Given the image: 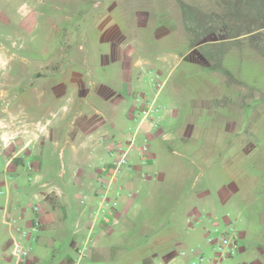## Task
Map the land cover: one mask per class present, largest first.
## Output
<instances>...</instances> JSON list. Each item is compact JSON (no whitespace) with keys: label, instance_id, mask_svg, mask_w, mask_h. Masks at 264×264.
I'll return each mask as SVG.
<instances>
[{"label":"rangeland","instance_id":"1","mask_svg":"<svg viewBox=\"0 0 264 264\" xmlns=\"http://www.w3.org/2000/svg\"><path fill=\"white\" fill-rule=\"evenodd\" d=\"M261 23L264 0H0V131L3 123L16 132L22 120H43L53 107L66 109L50 92L68 90L64 81L86 75L87 66L93 69V78L98 74L113 83L119 65L113 46H141L134 59L148 88H139L137 97L155 99L157 119L164 117L146 136L155 166L151 170L158 177L131 186L132 204L123 210L116 231L107 234L121 243L115 244L106 264H145L152 254L167 257L181 246L179 238L196 237L187 217L203 200L219 216L228 212L255 223L264 218V186L250 179L248 204L236 198L223 203L220 183L238 174L239 166L230 171L214 161L209 178L200 161L202 153L210 158L227 156L228 144L240 134L225 120L228 115L221 114L229 100L234 102L239 83L253 91L256 102L264 99L260 67L250 61L245 66V40H224L232 33H251ZM247 53L255 57V51ZM164 59L174 63L170 72L169 67H160ZM83 89L75 85L71 90ZM43 91L45 96L38 94ZM136 126V120L130 121L125 132H134ZM244 129L248 162L243 169L249 176H264V155L257 154L264 144V128L259 122ZM181 137L190 138L188 145H182ZM143 139L137 135V143ZM2 144L0 139V148ZM4 164L0 155V173ZM202 188L205 194L195 192ZM48 200L57 205L52 194ZM87 260L90 257L83 262Z\"/></svg>","mask_w":264,"mask_h":264},{"label":"crops","instance_id":"2","mask_svg":"<svg viewBox=\"0 0 264 264\" xmlns=\"http://www.w3.org/2000/svg\"><path fill=\"white\" fill-rule=\"evenodd\" d=\"M238 38L245 40L247 45L245 66L252 62V66L260 67L258 73L264 78V24H259L251 33H232L224 40ZM140 47L132 43L113 46L112 50L117 52L114 58L119 60L118 77L113 83H107L98 74L93 78V69L86 65V75H75L64 81L68 90L61 92L53 89L50 92L54 99L62 100V105L67 106L66 109L61 105V109L51 108L49 115L43 120H22L16 132L4 123L1 126L0 139L3 144L0 155L3 156L5 164L4 171L0 173V264H15L13 258L2 257V252L12 238L18 236L16 227H30L35 217L40 219V229L35 234L36 239L30 241V256L19 264H44V260H51L48 264H106L104 261L112 258L115 244L121 242L116 240V236L107 234L116 231L119 224L109 232H100L99 228H95L93 241L86 255H80L79 247L86 238L90 225L87 213L97 189L95 175L100 164L109 160L107 143L112 137L125 133L130 121H135L137 90L148 88L143 83L144 73L138 70V60L134 59ZM249 50L255 51L254 58H249ZM160 64L162 68L169 67V72L174 65L170 59H164ZM220 81L224 84L226 79ZM75 85L84 89L71 90ZM238 88L239 93L234 102L229 100L223 110L226 112L221 114L228 115L225 120L233 126L232 131H239L240 134L228 144L227 156L210 158L209 153H202L200 161L205 164L204 172L209 178L214 173L211 170H215L214 161H220L224 169L230 171L238 165L239 175H230L227 182L220 183L224 188L221 201L225 203L227 198H236L235 200L248 204L250 200L246 195L250 189L253 190L249 180L254 178V185L264 186V176L252 177L243 169L248 162V156L245 155L248 151L244 150L248 144L242 135V127L245 126L244 132H247L254 124L260 122V126L264 128V99L262 102H256L255 94L245 84L239 83ZM29 93L37 94V91L31 90ZM38 94L45 96L46 92ZM262 95L264 97V90ZM170 98L173 99L174 94H171ZM171 119L169 121H172ZM185 125L187 130L189 125L191 126L188 122ZM239 125L240 129H237ZM162 136L165 134L162 133ZM189 140V137H181L182 145H188ZM259 148L261 150L257 151V154L264 155V144ZM233 153L237 158H232ZM22 155L23 159L19 157ZM151 157L153 160V154ZM177 163L185 169L183 171L188 170L181 162ZM149 168L154 169V164ZM24 171L29 174V178L25 177ZM213 178L220 182V176ZM140 181L138 173H135L131 179H124L123 183L131 187ZM195 192L205 194L204 188ZM49 194L54 196L57 205L48 200L46 196ZM84 195L88 197L86 204L82 203ZM203 201L191 211L204 208L210 214H216ZM34 204L38 205V211L33 210ZM131 204L122 206L120 215ZM261 211L263 216L264 209ZM234 219L239 230V250L228 263L264 264V218L258 223L246 218ZM192 230L196 233L194 239L189 236L179 238L182 241L181 246L167 257L152 254L145 264L151 263L154 257L170 259L180 250L194 247L197 243L201 244L202 252L211 255L210 246L204 241V228ZM55 246L58 248L55 249ZM75 250H78L77 256ZM84 257H90V260L83 262ZM192 258V254L179 257L176 264H189Z\"/></svg>","mask_w":264,"mask_h":264},{"label":"built area","instance_id":"3","mask_svg":"<svg viewBox=\"0 0 264 264\" xmlns=\"http://www.w3.org/2000/svg\"><path fill=\"white\" fill-rule=\"evenodd\" d=\"M155 99L136 98V109L134 118L137 126L134 132H125L120 136L112 137L107 143L109 160L103 161L95 175L94 182L97 189L94 193V201L89 207L87 217L90 222L88 234L79 247L81 256L87 254L93 241V232L99 228L100 232L112 231L119 224L120 210L122 206H129L135 196L133 187L124 185V179H131L138 173L140 179L158 177L156 171L149 167L153 160L150 147L147 143V134L158 126L156 112H158ZM144 136L142 142L137 143V135ZM24 157V155H22ZM82 203H88L86 195ZM38 211L37 204L32 206ZM190 228L202 227L205 230L204 241L210 246L211 255L201 250V244L182 249L177 255L170 259L154 257L147 264H176L179 257L193 255L189 264H225L239 250V230L236 221L227 212L222 216L210 214L204 208L191 211L187 217ZM40 219L35 217L30 227L17 226L18 236L12 238L9 245L3 250L2 257H11L15 264H19L31 254L32 244L30 241L36 239L35 234L40 229Z\"/></svg>","mask_w":264,"mask_h":264},{"label":"trees","instance_id":"4","mask_svg":"<svg viewBox=\"0 0 264 264\" xmlns=\"http://www.w3.org/2000/svg\"><path fill=\"white\" fill-rule=\"evenodd\" d=\"M49 196V195H48ZM48 196H46L48 198Z\"/></svg>","mask_w":264,"mask_h":264}]
</instances>
